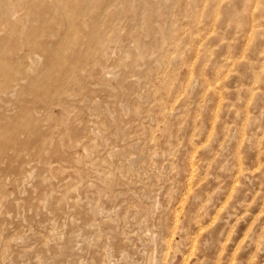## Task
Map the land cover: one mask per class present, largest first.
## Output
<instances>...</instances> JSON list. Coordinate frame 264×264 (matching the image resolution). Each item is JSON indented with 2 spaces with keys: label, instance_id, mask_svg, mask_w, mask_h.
<instances>
[{
  "label": "rangeland",
  "instance_id": "obj_1",
  "mask_svg": "<svg viewBox=\"0 0 264 264\" xmlns=\"http://www.w3.org/2000/svg\"><path fill=\"white\" fill-rule=\"evenodd\" d=\"M101 1L108 56L39 34L38 0L0 25V264H264V0Z\"/></svg>",
  "mask_w": 264,
  "mask_h": 264
},
{
  "label": "bare ground",
  "instance_id": "obj_2",
  "mask_svg": "<svg viewBox=\"0 0 264 264\" xmlns=\"http://www.w3.org/2000/svg\"><path fill=\"white\" fill-rule=\"evenodd\" d=\"M4 1H6V0H0V25H8V24H11V22H12V20H19V21H21V23L23 22L22 20H24L25 21V17H26V15L28 14L27 13V7H26V4H27V0H14L13 2H11L10 4H8V5H3V3H4ZM37 1V0H36ZM39 2H38V8H39V13H40V16H39V14H36L35 13V15L37 16V18L39 19L38 20V22H39V25H40V28H38L39 29V34H45V35H52V36H57L58 38H60V46L61 45H63V50H67V49H70V47L68 46V45H72V44H74L75 42H77V41H79V42H77V43H80L78 46H79V48L80 49H83V47L82 46H86L84 49L85 50H96V49H99L101 52H103L105 55H107V54H111V53H108L110 50V48H109V46L110 45H112L110 42H113L114 43V45L115 46H113V48L114 47H118V45H120L121 46V44H122V42L124 43L125 42V40L127 39H125L124 41L122 40V34H121V31H120V29L118 28V27H115L116 25L114 24V21H112L111 20V13H109V12H105L102 8H101V6H95V5H92L91 4V1L93 2L94 0H71V1H69V0H38ZM126 2V3H130V4H132V3H134L135 1H137V0H122V2ZM150 1V0H149ZM152 1V0H151ZM165 1V0H164ZM196 1V0H195ZM242 0H240V2H241ZM245 1V0H244ZM100 2L101 3H104V1H101L100 0ZM139 2V1H138ZM144 2H148V0H143V3ZM152 3H154L153 1L150 3L151 4V6H152ZM219 3V2H218ZM217 3V4H218ZM244 3V2H243ZM124 4V3H123ZM128 4H127V6H128ZM149 4V3H148ZM149 4V5H150ZM217 4H212L210 7H209V9H208V12L206 13V11H205V13L207 14V17H209L208 18V21H212L213 20V18H214V15H215V13L217 12V10H218V7H217ZM220 4V3H219ZM234 4V3H233ZM242 3H240V5H241ZM67 5H70V7L73 9V12L72 11H69V10H67ZM125 5V4H124ZM136 5H138L137 3H136ZM145 5H147V4H145ZM158 5H159V2H158ZM230 5V4H229ZM228 5V6H229ZM234 5H237V4H234ZM140 6V5H139ZM155 6V5H154ZM161 6V5H160ZM159 6V7H160ZM219 6V5H218ZM233 6V5H232ZM130 7V6H129ZM129 7L127 8V9H129ZM132 7V6H131ZM153 7V6H152ZM156 7V6H155ZM224 7V6H223ZM226 7V6H225ZM134 8V7H133ZM139 8V7H138ZM149 8H150V6H149ZM161 8V7H160ZM230 8V7H229ZM31 9V8H30ZM110 9V8H109ZM125 9V8H124ZM127 9H125L126 11H127ZM136 9V8H135ZM157 9H158V6H157ZM162 9V8H161ZM164 9V8H163ZM112 10H114V9H112ZM112 10H109V11H112ZM143 10V9H142ZM229 10H231V8L230 9H228L227 11H229ZM31 11V10H30ZM69 11V12H68ZM129 11H131V10H129ZM135 11V10H134ZM148 11V8H147V10H146V12ZM154 11V10H153ZM161 11V10H160ZM234 11V10H233ZM159 12V11H158ZM162 12V11H161ZM165 12V11H164ZM218 12H220V11H218ZM231 12H232V10H231ZM27 13V14H26ZM31 13V12H30ZM122 13V12H121ZM135 13V12H134ZM150 13H151V9H150V12L148 13H146V14H144V15H142V18L144 19V21H145V23L143 24V27H144V29H145V31H147V28H148V33H150L149 31V29H152V31H151V33L152 32H154L153 31V27H152V23H151V18H149L151 15H150ZM160 13V12H159ZM225 13H226V11H225ZM115 14V13H114ZM130 14H131V12H130ZM133 14V13H132ZM155 14V13H154ZM162 14V13H161ZM191 14V13H190ZM234 15H235V17H236V14L235 13H233ZM31 15V14H30ZM129 15V14H128ZM127 15V16H128ZM192 15H193V12H192ZM223 15V14H222ZM228 15V13H226V14H224V21L225 20H228V19H230L231 18V15L229 14V16H227ZM112 16H114V15H112ZM215 16H217V14L215 15ZM22 17H23V19H22ZM109 17V18H108ZM129 17V16H128ZM152 17V16H151ZM154 17V16H153ZM233 17V16H232ZM239 17V19H240V16H238ZM12 18H14V19H12ZM28 18V17H27ZM27 18H26V21H27ZM159 18V17H158ZM160 18H161V15H160ZM191 18V17H190ZM22 19V20H21ZM217 20H218V18H216ZM220 19V18H219ZM129 20V19H128ZM184 20V19H183ZM222 20H223V18H222ZM126 21H127V19H126ZM216 21V20H215ZM18 22V21H17ZM29 22V21H28ZM163 22V21H162ZM161 22V23H162ZM165 22H167L166 20H165ZM234 22V21H233ZM233 22L231 23V24H233ZM24 23V22H23ZM159 23V22H158ZM157 23V24H158ZM182 23V22H181ZM202 23V22H201ZM200 22H198V20L197 19H192L191 18V20H190V28H188V29H186L187 30V38L189 39V42L191 43V46H189V47H187V49H190V51L191 50H193V45L195 44V42H198L199 41V38H200V33H199V30H206L207 29V27L206 26H203L202 24H201ZM235 23V22H234ZM160 24V23H159ZM158 24V25H159ZM164 24L165 23H163V26H164ZM176 24V23H175ZM120 25V24H119ZM126 24H124L123 26H125ZM158 25H156V26H158ZM205 25V24H204ZM3 26H1V27H3ZM128 26V25H127ZM155 26V27H156ZM163 26H158V28H161V30H159V31H162V35H160L159 36V40H158V42L160 41L162 44L164 43V45H165V42H166V40L167 39H170L168 36H167V34L166 33H164V31H163V29H165V27L162 29V27ZM165 26H167V25H165ZM176 26H178L177 24H176ZM221 26V25H220ZM227 26H229V25H227ZM233 26V25H232ZM231 26V27H232ZM9 27V26H8ZM24 27V26H23ZM81 27H85V32H83L81 35H79L78 36V33H77V31L79 30V28H81ZM120 27H121V25H120ZM138 27V26H137ZM137 27H135L136 29L135 30H137ZM154 27V28H155ZM4 28V27H3ZM123 28H125V27H123ZM183 28V27H182ZM1 29V28H0ZM5 29V28H4ZM27 29H29V28H27ZM122 29V28H121ZM140 29V28H139ZM178 29V28H177ZM232 29V28H231ZM2 30V29H1ZM8 30V29H7ZM22 30H24V28L22 29ZM125 29H123V31H124ZM141 30V29H140ZM184 30V29H183ZM246 30H248V29H246ZM3 31V30H2ZM131 31H134V30H131ZM144 31V30H143ZM230 31V30H229ZM0 33H2V32H0ZM4 33V32H3ZM124 33V32H123ZM131 34L130 35H132V37H131V41L133 42H131L132 43V46L134 47L133 49L134 50H136L135 52L138 54V55H142L143 54V52L145 51H143V49H140L141 48V46L139 47V45L141 44V36L138 34V33H132V32H130ZM150 33V34H151ZM168 33V32H167ZM23 34V33H22ZM147 35V38H148V36H150L151 37V35ZM153 34V33H152ZM16 35V34H15ZM14 35V36H15ZM21 35V34H20ZM124 35H125V33H124ZM127 35H129V34H127ZM157 35V34H156ZM17 36V35H16ZM22 36H24V35H22ZM26 36V35H25ZM126 36V35H125ZM158 36V35H157ZM239 36V35H238ZM246 36V35H245ZM18 37V36H17ZM20 37V36H19ZM146 37V36H145ZM211 37V36H210ZM217 37V36H216ZM48 38H50V37H48ZM86 38L89 40V41H92V42H95L97 45L96 46H98L97 48H95L96 46H94V47H92V46H87V45H85V44H83L84 42L83 41H85L86 40ZM158 38V37H157ZM3 39H5V38H3ZM19 39V38H18ZM21 39H23V37L21 38ZM56 39V38H55ZM146 39V38H145ZM173 39V38H172ZM214 39V38H213ZM58 40V39H57ZM147 40V39H146ZM212 40V39H211ZM51 41V40H50ZM127 41V40H126ZM4 42V41H3ZM52 42H54V41H52ZM30 43V42H29ZM28 43V44H29ZM201 43V42H200ZM237 43V42H236ZM0 44H1V41H0ZM3 44V43H2ZM26 44V43H25ZM47 44V43H46ZM48 44H49V42H48ZM168 44V43H167ZM246 44V43H245ZM51 45H52V43H51ZM179 45V44H178ZM76 46V45H75ZM150 46V45H149ZM163 46V45H162ZM209 46H210V44H209ZM51 47V46H50ZM123 47V46H122ZM24 48V47H23ZM113 48H111V50L113 49ZM144 48V47H143ZM146 48H148V46L146 47ZM120 49V48H119ZM150 49V48H149ZM156 49V48H155ZM155 49H153V50H155ZM198 49V48H197ZM196 49V50H197ZM109 50V51H108ZM114 50V49H113ZM117 50V49H116ZM142 50V51H141ZM157 50V49H156ZM163 50V49H162ZM162 50H160V51H162ZM231 50V49H230ZM28 51V50H27ZM32 51V50H31ZM133 51V50H132ZM147 51H148V49H147ZM159 51V52H160ZM3 51H0V54L2 53ZM35 52V51H34ZM59 51H54V53L56 54V53H58ZM116 52V51H115ZM146 52V51H145ZM144 52V53H145ZM152 52H154V51H152ZM196 52V51H195ZM222 52V51H221ZM243 52V51H242ZM30 53V52H29ZM50 53V52H49ZM48 53V54H49ZM156 52H154V54H155ZM157 53H158V51H157ZM189 53V52H188ZM32 54H33V52H32ZM72 54V53H71ZM34 55V54H33ZM38 55V54H37ZM112 55V54H111ZM116 55V54H115ZM144 55V54H143ZM151 55H153V54H151ZM157 55V54H156ZM206 55V54H205ZM32 56V55H31ZM39 56H41V55H39ZM108 56V55H107ZM29 57V56H28ZM115 57H118V56H115ZM126 57V56H125ZM146 58V56H143V58ZM21 58V57H20ZM108 58V57H107ZM139 58H141V57H139ZM142 58V59H143ZM29 59V58H28ZM32 59H34V61L37 59L36 57L35 58H33L32 57ZM31 59V60H32ZM113 59V58H112ZM142 59H140V60H142ZM147 59V58H146ZM21 60V59H20ZM38 60H39V57H38ZM38 60H36V63H37V61ZM114 60V59H113ZM118 60H120V58L118 59ZM129 60H130V58H129ZM139 60V59H138ZM215 60V59H214ZM235 59H233V61H234ZM12 61V60H11ZM33 61V62H34ZM112 61V60H111ZM114 61H116V58H115V60ZM121 61V60H120ZM33 62H30V63H33ZM122 62V61H121ZM120 62V63H121ZM124 62V61H123ZM158 62V61H157ZM226 62V61H225ZM230 63V61L228 60L227 61V64H229ZM245 62V61H244ZM100 63V62H99ZM113 63V62H112ZM159 63V62H158ZM232 63V62H231ZM35 63H33V65H34ZM115 64V63H114ZM113 64V65H114ZM161 64V63H160ZM243 64V63H242ZM246 64V63H245ZM22 65V64H21ZM30 65H32V64H30ZM37 65V64H36ZM99 65V64H98ZM102 65V64H101ZM108 65V64H107ZM115 65H117V64H115ZM124 65H126V63L124 64ZM144 65V64H143ZM248 65V64H247ZM2 66V65H1ZM23 66V65H22ZM21 66V67H22ZM111 66V65H110ZM6 67V66H5ZM4 67V72L7 74V75H9L8 77L9 78H11L10 80H9V86L10 87H14L16 84H17V80L15 81V76L13 75V73L10 71V70H6V68ZM28 67V66H27ZM29 67H31V66H29ZM28 67V68H29ZM34 67V66H33ZM104 67V66H103ZM117 67V66H116ZM125 67V66H124ZM185 67V66H184ZM28 68H27V70H28ZM107 68V67H106ZM126 68V67H125ZM141 68V67H140ZM144 68V67H143ZM212 68V67H211ZM30 69H32V67L30 68ZM34 69H36V68H34ZM108 69V68H107ZM117 69V68H116ZM119 69V68H118ZM229 69V68H228ZM242 69V68H241ZM126 70V69H125ZM142 70V69H141ZM224 70V69H223ZM31 71V70H30ZM29 71V72H30ZM104 71V70H103ZM110 71H111V69H110ZM115 71V70H114ZM210 71V70H209ZM105 72V71H104ZM107 72V71H106ZM113 72V71H112ZM111 72V73H112ZM239 72V71H238ZM115 73V72H114ZM146 73V72H145ZM16 74V73H15ZM31 74H32V71H31ZM35 74V73H34ZM226 74V73H225ZM7 75H3L4 77L5 76H7ZM30 76V75H29ZM112 76V75H111ZM114 76V75H113ZM240 76V75H239ZM3 77V78H4ZM110 77V76H109ZM7 78V77H6ZM101 78V77H100ZM111 78V77H110ZM113 78V77H112ZM116 78V77H115ZM195 78V77H194ZM203 78V77H202ZM22 79V78H21ZM196 79V78H195ZM198 79V78H197ZM24 80V79H23ZM107 80V79H106ZM114 80V79H113ZM7 81V80H6ZM100 81V80H99ZM102 81V80H101ZM8 82V81H7ZM11 82V83H10ZM105 82V81H104ZM113 82V81H112ZM116 82V81H115ZM26 83V82H25ZM104 84V83H103ZM105 84H107V83H105ZM115 84V83H114ZM14 85V86H13ZM193 85V84H192ZM194 85H195V83H194ZM9 86H7L8 88H9ZM108 86V85H107ZM113 86V85H112ZM116 86H117V84H116ZM115 86V87H116ZM191 86V85H190ZM199 86V85H198ZM106 87V86H105ZM110 87V86H109ZM4 88V87H3ZM11 88V89H12ZM195 87H193V89H194ZM216 88V87H215ZM1 89V88H0ZM199 89V88H198ZM5 91H7L5 88H4V92ZM10 91H12V90H10ZM14 91V90H13ZM12 91V92H13ZM172 91V90H171ZM210 91H212V90H210ZM124 92V91H123ZM191 93V92H190ZM214 93V92H213ZM263 93V92H262ZM14 94V93H13ZM150 95V94H149ZM195 95V94H194ZM197 95V94H196ZM8 96V95H7ZM81 96V95H80ZM143 96H145V95H143ZM140 98V97H139ZM141 99V98H140ZM219 102V101H218ZM242 102V101H241ZM120 103V102H119ZM264 103V102H263ZM97 104V103H96ZM121 104V103H120ZM123 104V103H122ZM241 104V103H240ZM93 105V104H92ZM127 105V104H126ZM100 106V105H99ZM129 106V105H128ZM94 107V109H98L97 107H98V105H97V107L96 106H93ZM125 107V106H124ZM100 108V107H99ZM127 108V107H126ZM123 109V108H122ZM129 110H130V108H128ZM263 109V108H262ZM205 110V109H204ZM103 111V110H102ZM126 111V110H125ZM133 111V110H132ZM168 111V110H167ZM90 112H92V111H90ZM106 112V111H105ZM118 112V111H117ZM170 112V111H169ZM169 112H168V115H169ZM216 112V111H215ZM126 113V112H125ZM132 113V112H131ZM205 113V112H204ZM108 114V113H107ZM113 114H115V113H113ZM112 114V115H113ZM119 115V114H118ZM206 115V114H205ZM111 116V115H110ZM115 116V115H114ZM136 116H137V114H136ZM119 118V117H118ZM214 119V118H213ZM211 123V122H210ZM207 125V124H206ZM122 126V125H121ZM237 128V127H236ZM230 129H232V128H230ZM123 131V130H122ZM251 131V130H250ZM233 132V131H232ZM252 133V132H251ZM252 135V134H251ZM242 136V135H241ZM236 138V137H235ZM253 138V137H252ZM247 139V138H246ZM250 140V139H249ZM226 141V140H225ZM236 141V140H235ZM47 143V142H46ZM225 143V142H224ZM206 146V145H205ZM239 147V146H238ZM222 148V147H221ZM86 150V149H85ZM92 150H93V148H92ZM119 150V149H118ZM113 152V151H112ZM128 155V154H127ZM126 155V156H127ZM112 156V155H111ZM110 156V157H111ZM128 158V157H127ZM130 158H132V157H130ZM111 159H113V158H111ZM123 159V158H122ZM239 159V158H238ZM131 160V159H130ZM96 161H97V159H96ZM107 161V160H106ZM114 162V161H113ZM96 163V162H95ZM106 163V162H105ZM108 163V162H107ZM238 163H240V162H238ZM104 164V163H103ZM113 164V163H112ZM119 164V163H118ZM132 164H133V162H132ZM107 165V164H106ZM108 165H110V164H108ZM195 165V164H194ZM116 166V165H115ZM119 166V165H118ZM123 166V165H122ZM98 167V166H97ZM133 167V166H132ZM134 167H136V165L134 166ZM116 169H117V167H116ZM135 169V168H134ZM138 169V168H137ZM115 170V169H114ZM120 170V169H119ZM193 170V169H192ZM238 171V170H237ZM119 172V171H118ZM139 172V171H138ZM99 173V172H98ZM114 173V172H113ZM155 173V172H154ZM100 174V173H99ZM110 174V173H109ZM120 174V173H119ZM148 174V173H147ZM161 174V173H160ZM138 175H139V173H138ZM106 176V175H105ZM110 176V175H109ZM244 176V175H243ZM152 177H154V176H152ZM143 178V177H142ZM159 178V177H158ZM148 179V178H147ZM107 180V179H106ZM141 180V179H140ZM105 191V190H104ZM108 192V191H107ZM101 194V193H100ZM104 194V193H103ZM102 194V195H103ZM111 195V194H110ZM47 197H49V196H47ZM90 197V196H89ZM51 198V197H50ZM54 198V197H53ZM88 198V197H87ZM48 202H50V201H48ZM45 203V202H44ZM47 203V202H46ZM97 206V205H96ZM100 208V207H99ZM97 209V208H96ZM100 210V209H99ZM98 211V210H97ZM92 212V211H91ZM94 212V211H93ZM149 212V211H148ZM94 214V213H93ZM150 215V214H149ZM152 215V214H151ZM149 217V216H148ZM84 225H85V223H84ZM198 228V227H197ZM201 229V228H200ZM152 236H153V234H152ZM155 237V236H154ZM156 239V238H155ZM84 240H86V239H84ZM150 240H152V239H150ZM168 241V240H167ZM156 242V241H155ZM159 241L157 240V243H158ZM162 243V242H161Z\"/></svg>",
  "mask_w": 264,
  "mask_h": 264
}]
</instances>
